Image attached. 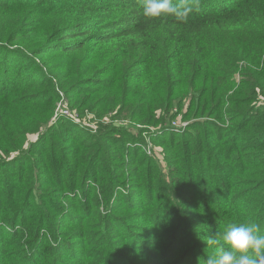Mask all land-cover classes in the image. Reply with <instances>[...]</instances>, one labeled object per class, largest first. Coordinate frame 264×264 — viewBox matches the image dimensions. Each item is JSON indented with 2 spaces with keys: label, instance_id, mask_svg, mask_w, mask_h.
I'll list each match as a JSON object with an SVG mask.
<instances>
[{
  "label": "trees",
  "instance_id": "16d2710c",
  "mask_svg": "<svg viewBox=\"0 0 264 264\" xmlns=\"http://www.w3.org/2000/svg\"><path fill=\"white\" fill-rule=\"evenodd\" d=\"M59 91L155 127L161 155L51 126ZM248 222L264 235V0H195L185 22L141 0H0V264H207L208 239Z\"/></svg>",
  "mask_w": 264,
  "mask_h": 264
},
{
  "label": "clouds",
  "instance_id": "9594fccd",
  "mask_svg": "<svg viewBox=\"0 0 264 264\" xmlns=\"http://www.w3.org/2000/svg\"><path fill=\"white\" fill-rule=\"evenodd\" d=\"M141 3L146 18L173 17L185 22L194 11L195 0H141ZM207 244L217 246L207 264H258V258L264 256V235L254 222L229 224L222 233H214Z\"/></svg>",
  "mask_w": 264,
  "mask_h": 264
},
{
  "label": "rangeland",
  "instance_id": "374dc122",
  "mask_svg": "<svg viewBox=\"0 0 264 264\" xmlns=\"http://www.w3.org/2000/svg\"><path fill=\"white\" fill-rule=\"evenodd\" d=\"M6 9H7V11L5 10L6 12H12L7 7H6ZM9 15L11 16L12 19H14V17L16 15H18V13L17 14L9 13ZM246 65H247L246 63L245 64L240 63L239 71L235 75V77H236L235 80L237 83H239L240 79H241V77H240L241 76V69L243 66L246 67ZM59 96H60V99L56 104L54 114H53V118H52L51 123H50L51 126L57 124L58 121H60L61 119H65V120H68L70 122H73L74 124H77V125L81 126L82 128L87 129V130H89V129L84 127V125H83L84 123H86L87 125L91 124V123L94 124L97 130H99V127L101 125L115 126V128L120 130V131H124L127 133L129 132L133 139H145V141L147 142L146 150H147L148 155H150V156L154 155L157 158L159 157V155H161L160 154L161 149L159 147H157L156 145H154V143L151 140V136L156 134V128L155 127L139 124L138 122H134L132 119L121 115L120 110L119 111H117V110L109 111L107 114L103 115L102 119L101 118L97 119L96 117H94V114L92 113V111L89 110V108H87V107H84V109H81V110H77V109H73L72 107L68 106L67 103H68V100L70 97L68 96V98H67L62 91H59ZM59 105H62V107ZM59 107L60 108H69L73 111H76L77 116L74 115V118H58L57 119L56 113H57V110ZM175 108H178V106L173 107L172 110H174V113L177 112V109H175ZM126 110L129 111V109H126ZM127 111H126V113H127ZM160 115H158V116H160ZM169 121H170V119H169ZM169 121L167 123H169ZM78 122H80V123H78ZM173 123L187 124L188 125L191 122L183 120L182 117H180V115H179L172 122H170V128L171 129H172ZM89 131H91V130H89ZM182 132H183V130L179 131L178 133H182ZM92 133H93V131H92ZM37 136L31 135L29 137V140L34 141V140H36ZM100 244H101L102 248L105 247V245H106L105 242H101ZM90 256L95 258L93 261L94 264H114L113 260H110L112 258H110L111 254H108V250H107V252H99V249H94V251H92ZM108 260H109V263H106V261H108Z\"/></svg>",
  "mask_w": 264,
  "mask_h": 264
},
{
  "label": "built area",
  "instance_id": "2783aa9c",
  "mask_svg": "<svg viewBox=\"0 0 264 264\" xmlns=\"http://www.w3.org/2000/svg\"><path fill=\"white\" fill-rule=\"evenodd\" d=\"M59 106L62 107V105H59ZM76 113H77L76 111H73V110H71L69 108H60L59 107L58 110H57V113H56V118L57 119L58 118H74V115L77 116ZM78 123H80V122H78ZM83 125H84V127L88 128L89 130H91L93 132H95L97 130L95 125L92 124V123L88 124V125L86 123H84ZM187 126H188L187 124L173 123L172 124V131L178 133L181 130L184 131Z\"/></svg>",
  "mask_w": 264,
  "mask_h": 264
}]
</instances>
